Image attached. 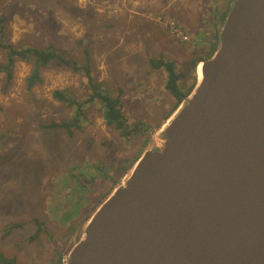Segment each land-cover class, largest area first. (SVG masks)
<instances>
[{
  "label": "rangeland",
  "instance_id": "rangeland-1",
  "mask_svg": "<svg viewBox=\"0 0 264 264\" xmlns=\"http://www.w3.org/2000/svg\"><path fill=\"white\" fill-rule=\"evenodd\" d=\"M230 2L129 0V11L113 18L120 4L1 0L0 18L11 43L52 45L80 66L89 62L98 90L120 99L128 124H140L142 129L129 140L121 138L106 125L97 104L85 109L81 130L75 129L73 138L65 130H45L74 116L53 99L56 90H69L79 102L93 94L85 70L47 68L44 84L32 91L26 85L31 71L27 63H16L11 81L0 74V254L18 264H58L67 257L88 220L169 119L175 100L166 88L168 73L153 69L150 59L175 62L179 71L188 74L184 65L192 58H207L209 43L220 30V16ZM172 23L185 38L172 34ZM110 40L118 43V49ZM195 75L198 80L199 73ZM180 84L188 88L192 80ZM113 164L131 168L114 175ZM105 174H113L118 182L104 181ZM14 223L24 226L5 238Z\"/></svg>",
  "mask_w": 264,
  "mask_h": 264
},
{
  "label": "water",
  "instance_id": "water-1",
  "mask_svg": "<svg viewBox=\"0 0 264 264\" xmlns=\"http://www.w3.org/2000/svg\"><path fill=\"white\" fill-rule=\"evenodd\" d=\"M219 29L192 93L62 264H264V0H231Z\"/></svg>",
  "mask_w": 264,
  "mask_h": 264
},
{
  "label": "trees",
  "instance_id": "trees-1",
  "mask_svg": "<svg viewBox=\"0 0 264 264\" xmlns=\"http://www.w3.org/2000/svg\"><path fill=\"white\" fill-rule=\"evenodd\" d=\"M44 2H49L51 5H60L62 0H40ZM129 0H120L117 4L119 7H116L118 10L117 14L113 15V18L123 14L124 10L129 11L130 5ZM136 2V0H134ZM1 3V0H0ZM108 3L115 5L113 0H108ZM225 14L220 16V19L223 20ZM50 25V24H49ZM48 25V26H49ZM213 42L209 43L208 52H206L207 58L196 57L192 58L191 62L184 65L186 69L190 72L188 74L179 71L178 66L175 62L166 61L163 58H151L149 63L155 70H165L168 73V78L166 82V88L174 97V106L170 112L173 115L182 102L192 93L196 84L197 77L195 73L197 72V66L199 63L204 60L212 57L218 48L219 40V31L214 34ZM84 44L83 42H81ZM0 53L2 54L3 60L0 62V74H5L8 81L13 79L14 68L16 63L24 62L31 66V71L29 76L26 79L27 89L29 91L34 90L38 86H42L45 82L43 77V71L50 67L56 68H66L73 71L85 70V73L89 79L90 85L93 90V94L90 95L89 99H86L84 102H79L72 96L69 90H56L53 93V99L59 103H62L69 107L74 113V116L70 119H67L60 123H51L46 126L45 130H65L69 138H73L75 134V129L81 130V119L84 117L85 109L90 106H95L98 104L100 112H102V118L109 128H115L121 138L129 140L138 130L142 129V126L137 123L128 124L127 118L124 116L122 111V103L118 98H112L108 95L101 93L98 90V86L93 82L91 76V69L89 62L86 66H80L78 62L72 58H69L68 55L61 49L54 48L50 45L48 47H39V46H26V45H14L10 42L7 37L6 30L4 27V20L0 18ZM89 52L85 51V54ZM195 55V54H194ZM141 63V62H140ZM192 80V84L187 88H183L180 84L181 80L186 83L187 80ZM98 102V103H97ZM170 114H167L166 119L170 118ZM81 117V119H80ZM144 129V128H143ZM139 132V131H138ZM144 132V130L142 131ZM139 158L135 161L137 162ZM131 168V167H130ZM128 167H124V164L116 166L113 164L114 175L118 172L124 174L127 172ZM113 174H110L111 177ZM103 176V175H102ZM107 174L103 176V180L110 182L111 179L114 180L113 183H117L118 180L115 177L111 178ZM10 178V177H8ZM92 183L95 184L96 179L93 177ZM24 226V223H14L10 224L8 227V233L4 236L8 238L11 232L14 229H21ZM42 231L39 229V232L33 236L34 239L38 237V234ZM32 239V240H34ZM0 264H18L16 259H9L2 254H0ZM58 264H62V259H59Z\"/></svg>",
  "mask_w": 264,
  "mask_h": 264
},
{
  "label": "crops",
  "instance_id": "crops-1",
  "mask_svg": "<svg viewBox=\"0 0 264 264\" xmlns=\"http://www.w3.org/2000/svg\"><path fill=\"white\" fill-rule=\"evenodd\" d=\"M92 1V0H91ZM114 1V3H115V5H117L119 2H120V0H113ZM169 1H172V0H167V2H169ZM95 2V1H94ZM96 2H97V4L98 3H102V4H105L106 2H108V0H96ZM91 3V2H90ZM89 3V4H90ZM114 6V5H113ZM169 7H172V5H170ZM87 8L88 7H85V12L87 13ZM90 8H92V6L90 7ZM190 9V11L192 10V8H189ZM188 11V10H187ZM191 13H192V11H191ZM111 16H113V15H111ZM141 29H143L144 27L143 26H139ZM108 29H111L110 27H108ZM188 29V28H187ZM129 31H130V34L132 35V33H131V30L129 29ZM118 36V35H117ZM119 37V36H118ZM123 38V37H122ZM111 41V43L112 44H114L115 45V48L116 49H118V47H119V45H118V43L116 42V41H113V40H110ZM112 50H114V49H111V51ZM110 51V50H109Z\"/></svg>",
  "mask_w": 264,
  "mask_h": 264
},
{
  "label": "built area",
  "instance_id": "built-area-1",
  "mask_svg": "<svg viewBox=\"0 0 264 264\" xmlns=\"http://www.w3.org/2000/svg\"><path fill=\"white\" fill-rule=\"evenodd\" d=\"M171 28H172V34H173V35H175V36H177V37H180V38H185V37H183V33H182V31H181L179 28H177V27L174 25V23H172Z\"/></svg>",
  "mask_w": 264,
  "mask_h": 264
},
{
  "label": "bare ground",
  "instance_id": "bare-ground-1",
  "mask_svg": "<svg viewBox=\"0 0 264 264\" xmlns=\"http://www.w3.org/2000/svg\"><path fill=\"white\" fill-rule=\"evenodd\" d=\"M222 5V4H221ZM113 12V11H112ZM159 12V11H158ZM150 13V12H149ZM146 19V18H145ZM196 20V19H195ZM185 24V23H184ZM63 25V24H62ZM149 25V24H148ZM181 27V26H180ZM61 28V27H60ZM58 32V31H57ZM145 34V33H144ZM141 35V34H140ZM137 39V38H136ZM88 41V40H87ZM84 61V60H83ZM29 66V65H28ZM197 72L199 73V79L202 78V64L199 65L198 69H197ZM44 77V76H43ZM37 88V87H36ZM29 91V90H28ZM8 139V138H7ZM17 142V140H16ZM18 143V142H17ZM16 145V144H15ZM13 147V146H12ZM15 147V146H14ZM8 150V149H6ZM17 151V150H16ZM18 152V151H17ZM1 153V152H0ZM11 153V152H10ZM19 153V152H18Z\"/></svg>",
  "mask_w": 264,
  "mask_h": 264
},
{
  "label": "clouds",
  "instance_id": "clouds-1",
  "mask_svg": "<svg viewBox=\"0 0 264 264\" xmlns=\"http://www.w3.org/2000/svg\"><path fill=\"white\" fill-rule=\"evenodd\" d=\"M136 3V2H135ZM223 14H225V13H223ZM172 18V17H171ZM168 27H170L169 25H167ZM198 67V66H197Z\"/></svg>",
  "mask_w": 264,
  "mask_h": 264
}]
</instances>
